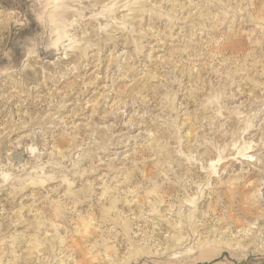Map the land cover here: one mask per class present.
Masks as SVG:
<instances>
[{"label": "rangeland", "instance_id": "374dc122", "mask_svg": "<svg viewBox=\"0 0 264 264\" xmlns=\"http://www.w3.org/2000/svg\"><path fill=\"white\" fill-rule=\"evenodd\" d=\"M0 264H264V0H0Z\"/></svg>", "mask_w": 264, "mask_h": 264}]
</instances>
